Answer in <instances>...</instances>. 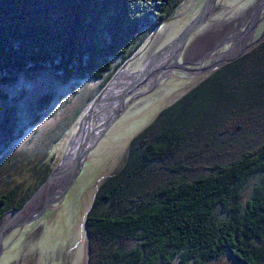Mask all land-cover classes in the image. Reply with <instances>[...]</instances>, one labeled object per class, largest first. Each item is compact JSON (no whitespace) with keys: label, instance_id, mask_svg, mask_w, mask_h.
Listing matches in <instances>:
<instances>
[{"label":"trees","instance_id":"obj_1","mask_svg":"<svg viewBox=\"0 0 264 264\" xmlns=\"http://www.w3.org/2000/svg\"><path fill=\"white\" fill-rule=\"evenodd\" d=\"M183 1L0 0V225ZM84 229L87 264H264V39L133 137Z\"/></svg>","mask_w":264,"mask_h":264},{"label":"rangeland","instance_id":"obj_2","mask_svg":"<svg viewBox=\"0 0 264 264\" xmlns=\"http://www.w3.org/2000/svg\"><path fill=\"white\" fill-rule=\"evenodd\" d=\"M207 1L184 0L180 3L170 19L124 68L133 74L142 71L151 55H157L192 27ZM263 4L264 0H216L206 20L183 43L175 46L180 49L172 61L170 74L156 85H144L138 91L114 101L116 106L124 102L121 113L98 139L71 187L66 192L64 189L65 193L58 195L39 219L22 226H16V223L10 225L9 228H13L3 242L0 264H87L88 245L84 224L100 184L122 165L133 137L217 67L209 72L202 71L211 65L210 60L193 64L192 56L219 44L215 53L222 55L229 51L233 46L231 39L247 28L250 16L256 9H264ZM258 20L248 47L264 35V15L260 14ZM225 58L221 57V60ZM109 119L95 125L92 133H97L98 127ZM79 125L73 129L68 144L62 146L63 156L59 163L66 156ZM65 176L68 185L72 176L67 173Z\"/></svg>","mask_w":264,"mask_h":264},{"label":"bare ground","instance_id":"obj_3","mask_svg":"<svg viewBox=\"0 0 264 264\" xmlns=\"http://www.w3.org/2000/svg\"><path fill=\"white\" fill-rule=\"evenodd\" d=\"M260 14L264 15V9H262L261 7L259 9H256L255 13L250 16V19L247 22V28L244 31L240 30L239 33L231 39V41H233V46L229 51L220 55L218 53H215V51L218 49L217 47L221 44H219L218 46L214 45L209 48V51L204 50L202 52H199L198 55H193L192 61H195L193 64H200L205 60H210L211 65H209L208 67H215L218 66L221 62L239 55L243 49L248 47V42L251 41L252 32L254 31L253 29L257 24L256 22H259L258 17ZM179 49H177L176 47L165 48L164 50L160 51L157 55L155 54L156 58L153 61L152 59L155 55H151L146 60L143 70L138 73L133 74L126 69H122V71L113 80L109 88L104 93L102 97L103 102L93 110L89 119L85 123L83 130L81 126L80 131L75 134L74 138L72 139L71 144L69 146V150L67 152V156L60 166L58 172L59 175L56 178H53L48 183L49 185L47 184L44 188H42V190L35 196V198L30 202V204L27 206V208L22 214L15 218H10V216H8L9 218L6 217L4 224H15L18 221L24 220L25 218L34 216L44 207L45 203L51 198L52 199L50 200V204L52 205L56 197L58 195H62L64 189L67 187L66 184L68 182V179L65 175L61 176L60 174H62L67 168L71 166L74 157L71 161L70 159L72 156H75L81 142L86 139L90 141L93 138H97L99 134L92 133L93 127L98 123L102 122L103 120L111 118L118 109L120 110L123 107L124 102L121 103L119 107L115 105L114 101L123 96L126 97L127 94H130V92L138 91L139 88L144 85H156L162 78L170 74L173 68L172 61L174 57L176 59V55ZM221 57L227 58L221 60ZM185 63L189 62L186 61ZM147 65L148 68H146Z\"/></svg>","mask_w":264,"mask_h":264},{"label":"water","instance_id":"obj_4","mask_svg":"<svg viewBox=\"0 0 264 264\" xmlns=\"http://www.w3.org/2000/svg\"><path fill=\"white\" fill-rule=\"evenodd\" d=\"M215 2H216V0H208L206 2V4L204 5L203 10L201 11L200 15L198 16L197 21L192 25V27L190 29H188L182 36H180L176 41H174L167 48H169V47L173 48L176 45L183 43L187 39V37L189 36V34H191V32L193 30H195L197 27H199L206 20V18L209 16V13L214 9ZM263 39H264V35H263L262 38L258 39L254 44H252L249 47L243 49L240 52L239 55H237L234 58H231V59H228V60H225V61L221 62L218 66H220L222 64H225V63H228V62H231V61H233V60L241 57L242 55L245 54L246 51H248L253 46L259 44ZM124 67L122 69H125ZM212 69H214V67H206V68H203L202 71L209 72ZM106 90L101 94L100 97L97 98V100L94 102V104L92 105V107L90 108V110L88 111V113L81 120V123L79 125V129H78L77 133L80 131L81 126H82V130H83V128L85 126V123L89 119V117L92 114L93 110L96 107H98L103 102L102 97H103L104 93L106 92ZM122 103H123V101H122ZM121 109L120 110L118 109L115 112V114L108 121H106L101 127H98L99 130H98L97 134L99 133V135H98L97 138H93L90 141H88L86 139V140H83L81 142V144H80V146H79V148H78V150H77V152H76V154L74 156V159H73V162H72L71 166L69 168H67L62 174H60L62 176V175H65L67 173V175L68 174H71V176H72V179L70 180L69 184L65 188L66 189L65 192L67 191L68 188L71 187V185L75 181L76 177L81 172V170L83 168V164H84L87 156L89 155V153L96 146L98 139L104 134V132L109 128V126L119 117V115L121 113ZM70 144H71V142H70ZM66 156H67V154H66ZM66 156L63 158L62 162L59 164L58 168L55 170V172L50 177V179L38 189V191L28 200V202L23 206V208H21V209H19L17 211H14L12 213H10L6 217L10 216V218H15V217H18L20 214H22L24 212V210L27 208V206L30 204V202L35 198V196L42 190V188H44L45 185H47L53 178H56L59 175L58 172H59L60 166L63 163V161L65 160ZM76 167H77V170H76ZM65 192H63V194ZM50 200H48L45 203L44 207L37 214H35L34 216H31L29 218H25L22 221H18L15 225L16 226H22L23 224H26V223H29V222H32V221H35V220L39 219L41 216H43V214L45 213L46 209L50 208V206H51ZM6 217H4L2 219V223L0 225V256H1L2 250H3V242H4L7 234L13 228V227L9 228L10 227V224H4V221H5Z\"/></svg>","mask_w":264,"mask_h":264},{"label":"flooded vegetation","instance_id":"obj_5","mask_svg":"<svg viewBox=\"0 0 264 264\" xmlns=\"http://www.w3.org/2000/svg\"><path fill=\"white\" fill-rule=\"evenodd\" d=\"M262 8V7H261Z\"/></svg>","mask_w":264,"mask_h":264}]
</instances>
